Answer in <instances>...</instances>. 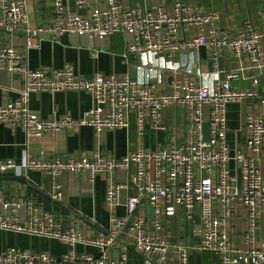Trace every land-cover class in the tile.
<instances>
[{
	"label": "built area",
	"instance_id": "2783aa9c",
	"mask_svg": "<svg viewBox=\"0 0 264 264\" xmlns=\"http://www.w3.org/2000/svg\"><path fill=\"white\" fill-rule=\"evenodd\" d=\"M28 3H33L38 23L30 26ZM79 10H84L80 13ZM195 30L193 36L187 35ZM0 31L12 37L20 32L22 47L0 42V72L19 78L18 99L0 106V124L23 128L31 137H55L63 130L92 128L98 135L129 128V116L137 115L140 136L145 125L164 130L166 110L182 106L187 114L186 138L155 151L139 149L123 158L80 154L47 161L30 157L0 160V176L28 180L30 172L58 179L63 174L97 176L110 180L106 204L114 211L121 195L130 186L124 216L112 215L107 229L88 238L76 229L63 231L49 213L40 212L30 201H7L0 188V231L61 242L68 250L61 257L50 252L8 247L0 253V264H195L208 255L217 264H264V113L253 112L247 119L245 146L240 149L229 138L230 104L258 98L259 76H252L253 87L235 90L232 82L246 72L264 71V34L246 25L237 36L222 30L216 12H192L189 5L177 3L172 9L157 5L145 9L122 0H0ZM127 40L126 55L141 57L139 71H155L152 83L129 76L95 73L78 76L72 66L62 69L29 66V53L45 41L54 42L69 35L91 38L98 48L112 36ZM184 36V37H182ZM206 49L212 66L220 68L226 52L239 67L223 79L206 84L213 75L175 60ZM158 56L160 66L151 59ZM180 76V78H179ZM168 82L172 92L158 94ZM86 93L93 107L79 119L70 115L45 119L30 110L32 94ZM209 107V116L204 115ZM146 112L148 115L146 116ZM208 126V135L206 134ZM135 173L125 182H116L117 172ZM62 203L65 194L55 184L50 193ZM25 212V215L21 213ZM40 214V215H39ZM176 225L170 227V222ZM191 227V236L181 233ZM77 246L93 248L97 254L80 253ZM132 256V257H131Z\"/></svg>",
	"mask_w": 264,
	"mask_h": 264
},
{
	"label": "crops",
	"instance_id": "0c3cea01",
	"mask_svg": "<svg viewBox=\"0 0 264 264\" xmlns=\"http://www.w3.org/2000/svg\"><path fill=\"white\" fill-rule=\"evenodd\" d=\"M125 5L139 4L145 9H151L157 5H166L172 9L177 3H184L190 6L192 12L209 14L216 12L220 18L222 30L231 31L233 36H237L240 30L246 25H251L264 34V0H122ZM33 3H28L27 12L30 26L38 23L37 12ZM82 14L84 10H79ZM195 30H190L187 35L193 36ZM184 37V36H182ZM0 42L10 44L15 47H22L24 37L20 32L13 37L0 31ZM127 40L122 34H117L108 39L104 48L100 49L89 38H72L65 35L58 40L45 41L40 49L31 50L28 56L31 69L52 68L62 69L66 65L74 68L78 76L89 78L95 73L104 75L116 74L129 76L133 80L152 83L155 81V71L145 69L139 71L137 65L141 63L140 56L126 55ZM155 66L161 65L158 56L151 59ZM176 63H186L192 68L201 67L210 72L213 77L206 81L212 87L216 79H223L225 73H230L239 67L238 61L232 54L226 52L220 59V68L212 66L210 53L201 48L197 53L190 54L185 59H176ZM223 72L221 75L215 74L217 71ZM259 76L260 85L257 89L258 98L230 104L228 107L229 138L233 139L232 132L238 147L242 149L246 143L247 119L253 112L264 113V71L261 74L246 72L239 80L232 82L235 90H247L253 87L252 76ZM180 78V76H179ZM22 84L19 78H11L7 73L0 72V106L8 101L18 99V92ZM172 90L168 82L158 86L157 93H171ZM29 107L32 112L45 119L54 116L63 117L70 115L74 119H79L83 114L91 110L93 100L89 94L66 92V93H42L30 96ZM148 113L146 112V116ZM204 115L209 116V107H205ZM187 114L182 106L169 107L164 115V130L151 128L147 123L143 136H140L138 129V119L136 114H131L128 118L129 128L126 130L108 131L98 135L90 127H82L77 130H63L50 142L40 143L37 148L29 147V140L23 128L12 129L0 124V160H13L20 163L24 159L25 151H29L30 157L47 161L56 157L66 158L86 154L88 156L98 155L100 157L123 158L127 154L139 149L155 151L160 147L171 144L173 139L182 142L186 138L189 126ZM208 135V126L206 125ZM40 152V153H38ZM264 175V162L261 165ZM132 168L129 173L117 172L116 182H125L129 176L134 174ZM55 184L61 186L65 197L62 203L51 200L50 193ZM110 180L106 176H97L93 181L86 176L63 174L57 180L44 176L39 172H30L28 180L25 178H15L13 176H0V188L7 201L27 200L40 212L49 213L53 216L54 222L60 225L63 231L76 229L88 238H94L101 230L107 229L112 215L119 217L126 214L125 202L127 197L133 195L134 189L130 186L127 192L121 195L122 203L114 211H110L106 204L107 189ZM25 215V212L21 213ZM40 215V214H39ZM176 225V220L170 222V227ZM181 233L191 236V227L183 228ZM8 247L19 249H32L34 251L50 252L61 257L68 250V246L49 239L38 237H28L13 232L0 231V253ZM80 253L97 254L93 248L77 246ZM132 257V256H131ZM135 259V264H145L139 259ZM212 264V259L209 257ZM218 263V262H217ZM191 264H195L194 257ZM198 264V262H197Z\"/></svg>",
	"mask_w": 264,
	"mask_h": 264
},
{
	"label": "water",
	"instance_id": "95a60500",
	"mask_svg": "<svg viewBox=\"0 0 264 264\" xmlns=\"http://www.w3.org/2000/svg\"><path fill=\"white\" fill-rule=\"evenodd\" d=\"M255 73H257L258 75L260 74V71L259 70H255ZM52 139L51 138H38V137H31L29 139V147L31 149H34V148H37V146L39 145L40 146V143H45V142H50ZM40 153V152H38Z\"/></svg>",
	"mask_w": 264,
	"mask_h": 264
},
{
	"label": "rangeland",
	"instance_id": "374dc122",
	"mask_svg": "<svg viewBox=\"0 0 264 264\" xmlns=\"http://www.w3.org/2000/svg\"><path fill=\"white\" fill-rule=\"evenodd\" d=\"M194 259H195V257H194ZM197 262H198V264H212L210 262L209 256L207 254L204 255L203 257L199 256L198 259H197ZM216 264H217V260H216Z\"/></svg>",
	"mask_w": 264,
	"mask_h": 264
}]
</instances>
